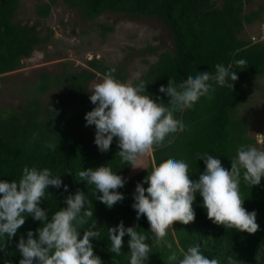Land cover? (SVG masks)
Segmentation results:
<instances>
[{
  "label": "trees",
  "instance_id": "obj_1",
  "mask_svg": "<svg viewBox=\"0 0 264 264\" xmlns=\"http://www.w3.org/2000/svg\"><path fill=\"white\" fill-rule=\"evenodd\" d=\"M58 1L70 9L79 10L83 20L92 21L105 13L126 14L155 18L169 29L173 49L158 53L154 63L145 61L148 69L132 83L135 86L145 82V94L154 100L162 97L165 104L168 102L169 97L160 93L159 88L161 85L167 87L169 79L178 84L189 74L195 76L198 72L209 71L214 75L216 64L225 67L231 64V71L237 73L238 80L234 82V89L214 84L211 99L202 97L191 109L176 113L175 117L185 124V130L174 134L173 143H167L171 139L168 137L164 147H154L148 168L130 176L133 165L116 156L118 138L113 139L109 151L100 152L94 142V125L86 127L84 119L95 107L89 98L91 83L110 71L117 80L125 83L127 74L124 70L107 67L99 59H93L87 62L88 68L78 71L65 70L64 74L55 76L42 73L34 88V97L28 99L19 111L0 108V181L18 182L24 167L48 168L53 177H60L62 186L59 189L49 186L40 203L42 209L48 210L49 219L54 212L67 207L64 201L68 196L75 195L77 190L83 191L86 201L91 203L93 217L78 231L82 238L83 232L97 223V229L93 230H98L100 236L91 243L102 264H130L129 236H124L119 256L110 250L108 228L121 222L125 228L138 226L136 230L146 235L151 251L145 264H179L182 259L180 250L187 251L192 246H200L203 255L218 259L221 264H229L228 257H232L231 264H264V178L254 187L244 184L241 178L239 186L245 209L257 213L259 230L255 234L214 224L208 219L202 207V197L197 193L193 204L195 220L188 225L177 222L173 229H169L165 237L172 243L169 249L164 244L157 246L154 243L155 237L147 218L137 220V213L132 208L136 186L151 172L153 162L159 166L169 158L182 159L188 164L189 175L195 181L206 167L204 161L198 159V154L210 153L230 171V160L236 156L238 147L248 146L249 118L235 117L232 108L245 99L247 80L264 74V43L241 38L245 23L254 22L259 12L245 14L244 0H221L220 4L219 0H48L36 6V14L47 17ZM19 7V0H0V84L6 74L20 68L21 61L30 57L36 48L49 43L52 36L49 32L42 37L38 23L15 22ZM102 29L103 32L112 30L105 25ZM145 50L150 54L157 52L152 46ZM241 59L247 63L237 66L234 61ZM54 86L59 88L58 93L46 103L36 97ZM48 143L54 144L55 150L45 147ZM100 166H109L113 173L126 181L125 186L117 190L125 199L111 209L98 201L99 194L94 185H87L77 176L80 170ZM143 186L148 187L147 184ZM42 226V221L28 216L15 237L0 236V264H19L23 258L17 247L20 238L23 236L27 240L28 231L36 233ZM34 238L38 239V234ZM172 252L177 254L176 261L168 260Z\"/></svg>",
  "mask_w": 264,
  "mask_h": 264
},
{
  "label": "clouds",
  "instance_id": "obj_2",
  "mask_svg": "<svg viewBox=\"0 0 264 264\" xmlns=\"http://www.w3.org/2000/svg\"><path fill=\"white\" fill-rule=\"evenodd\" d=\"M234 63L243 66L247 61L241 59ZM231 69V64L227 67L216 64L214 75L209 71L198 72L195 76L189 74L178 84L169 79L167 87L161 85L159 88L160 93L169 97L166 104L162 97H157L161 101L158 103L145 94V82L135 86L122 83L110 71L102 76V82L93 85L89 98L95 107L85 115V126H95L94 142L102 153L109 151L113 139L118 138L116 156L137 169L141 157L151 154L154 147H164L168 137L171 139L167 143H173L174 134L185 130V124L175 117L176 113L191 109L202 97L211 99L214 84L234 89L238 75ZM45 147L55 150L51 143ZM198 159H202L206 166L198 180L191 179L189 166L184 160L169 158L159 166L153 162L151 172L136 186L132 208L137 213V220L147 218L157 246L164 244L171 249L172 243L165 240L169 229H173L177 222L184 225L194 222L193 204L197 193L202 197V207L208 219L214 224L249 234L259 230L257 213L245 209L239 186L241 178L246 185H260L264 178V150L239 146L236 156L230 160V171L210 153L198 154ZM77 176L87 185H94L99 194L98 201L110 209L125 199L117 190L123 188L126 181L113 173L109 166L80 170ZM62 183L61 178L53 177L48 168L38 170L36 167H24L18 182L0 181V236L15 237L28 216L43 222L36 233L27 232V240L23 236L20 238L17 247L23 258L19 264H102L91 243L100 236L98 230H93L97 229V223L85 230L82 238L78 231L93 217L91 203L86 201L83 191L77 190L75 195L68 196L64 201L67 207L54 212L51 219L48 210L40 207L49 186L59 189ZM144 184L148 185L146 189ZM64 190H68L67 186ZM137 228H125L123 222L108 228L110 250L119 256L123 238L127 235L130 237V264H145L151 248L146 243V235ZM37 234L38 239L34 238ZM180 252L179 264H221L220 260L203 255L200 246L189 247L187 251L181 249ZM168 260L176 261V252H172ZM228 260L231 264L232 257Z\"/></svg>",
  "mask_w": 264,
  "mask_h": 264
},
{
  "label": "rangeland",
  "instance_id": "obj_3",
  "mask_svg": "<svg viewBox=\"0 0 264 264\" xmlns=\"http://www.w3.org/2000/svg\"><path fill=\"white\" fill-rule=\"evenodd\" d=\"M245 14L259 12L252 24H246L241 38L247 41L264 43V0H244ZM20 7L15 22L22 24L38 23L42 37L52 33L49 43L35 49L33 54L21 61L17 70L5 75L0 84V108L19 111L28 99L34 97V88L42 73L52 76L64 74L65 70L78 71L88 68V61L99 59L107 67L123 69L127 74L125 83H133L148 69V63L157 60V54L173 49L169 29L155 18L128 16L126 14L105 13L95 20H83L79 10L68 8L58 1L50 14L39 17L36 6L48 0H19ZM219 4L221 0L218 1ZM112 30L103 32L102 26ZM254 41V42H255ZM154 47L157 52L148 53L145 49ZM144 50V51H143ZM100 77V76H98ZM102 82V77L91 83ZM64 84L62 88H64ZM54 86L49 92L36 96L46 103L58 93ZM246 97L242 103L232 108L235 117H248V146L264 150V74L247 80ZM93 130L96 132L95 126ZM152 163V153L139 159L137 169L131 170L133 176Z\"/></svg>",
  "mask_w": 264,
  "mask_h": 264
},
{
  "label": "crops",
  "instance_id": "obj_4",
  "mask_svg": "<svg viewBox=\"0 0 264 264\" xmlns=\"http://www.w3.org/2000/svg\"><path fill=\"white\" fill-rule=\"evenodd\" d=\"M252 23H254V22H252ZM252 23H250V24H252ZM246 24H248V23H245V26H246ZM245 29V28H244ZM102 77V76H101Z\"/></svg>",
  "mask_w": 264,
  "mask_h": 264
},
{
  "label": "built area",
  "instance_id": "obj_5",
  "mask_svg": "<svg viewBox=\"0 0 264 264\" xmlns=\"http://www.w3.org/2000/svg\"><path fill=\"white\" fill-rule=\"evenodd\" d=\"M255 41V39H253V42Z\"/></svg>",
  "mask_w": 264,
  "mask_h": 264
}]
</instances>
